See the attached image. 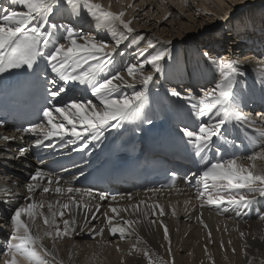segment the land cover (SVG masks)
I'll return each mask as SVG.
<instances>
[{
	"label": "snow or ice",
	"instance_id": "6c2138e0",
	"mask_svg": "<svg viewBox=\"0 0 264 264\" xmlns=\"http://www.w3.org/2000/svg\"><path fill=\"white\" fill-rule=\"evenodd\" d=\"M16 6L25 10H17ZM61 10L67 14L68 23H57L53 19ZM123 17V11H109L95 0H10L8 7L0 5V74L10 75L13 70L22 69L30 71L37 79L44 78L42 117L47 123H32L23 129L35 137L34 147H46L45 141L53 138H74L79 141L80 148L86 150L89 141H98L106 129H115L125 121L141 118L151 123L144 113V105L150 84L157 74L169 67V58L173 56L172 42L147 38L145 47L139 48L145 37L135 33L130 26L131 21ZM73 20L91 23L97 31H105L108 38L85 36L82 27L73 24ZM61 40L66 43H61ZM125 45L136 47L135 62L122 59L126 53L119 50ZM199 55L203 67L197 61L193 72L203 75L205 69H212L213 86L207 90L201 86L199 92L191 84L183 93L176 87L167 90L170 97L189 105V114L193 119L191 125L184 124L179 131L192 164L199 165L196 198L202 201L201 206L203 203L215 206L225 203L251 205L257 198L264 199V170H256L254 164L245 166L240 163L244 159L242 156L233 154L228 159L224 156L229 148L239 149L243 145L232 135L231 127L249 133L246 137L248 143L243 145L250 152L247 160L264 158V129L254 127L258 122L264 123V112L257 113V118L253 119L244 111L247 107V85L241 84L245 73L241 71L239 60L223 58L210 45H205ZM117 56L121 57L119 65ZM42 60L45 69L39 71ZM146 67L151 68L147 74ZM122 73H126L131 83ZM256 84L264 102V69L259 73ZM73 86H84L90 90L99 106L92 100L85 102L76 96H67ZM125 87L132 89L131 94H122ZM0 124H3L2 120ZM3 139L7 141L14 137L5 136ZM68 142L74 141L69 139ZM256 148L260 151H255ZM26 151L23 147L19 148L21 155ZM43 179H47L49 185L54 182L53 177L46 176L40 168L30 176L32 182ZM59 181L60 177H55V183L59 184ZM32 182L26 185L29 195L24 199L27 203L15 207L9 214L11 231L6 236L5 245L0 246V251L10 257L5 264H52L56 261L55 254L44 246L39 233L33 234L32 228L37 219L43 220L46 228L44 236L53 237V229V238L71 236L75 231V219H64L65 213L71 212L70 203L86 207L70 197V203L58 202L59 211L53 210V205L48 203L46 214L43 211L44 202L33 199L32 194L38 185ZM42 190L45 193L51 191L50 187H43ZM62 191L60 187L55 188L57 193ZM67 192L81 190L70 187ZM85 192L92 195L91 189ZM99 199L105 200V194L99 193ZM99 207L96 206L97 211ZM109 207L112 213L119 215L117 208ZM133 210L138 211V206ZM90 214L95 219V213ZM163 214L161 208L160 215ZM105 219L111 224L113 217L105 213ZM135 223L138 221L123 220L126 227L111 226L108 232L110 235L119 233L124 238L126 234H131L128 228ZM104 231V228L90 229L94 236L103 235ZM164 239H169L167 227L164 228ZM144 256L148 257L149 253L145 251ZM46 257H52V261ZM254 259L249 264H253ZM148 264H161V261L159 258L155 261L150 259Z\"/></svg>",
	"mask_w": 264,
	"mask_h": 264
},
{
	"label": "bare ground",
	"instance_id": "6f19581e",
	"mask_svg": "<svg viewBox=\"0 0 264 264\" xmlns=\"http://www.w3.org/2000/svg\"><path fill=\"white\" fill-rule=\"evenodd\" d=\"M0 2L5 3L4 5L8 6L9 4L7 3H10V0H0ZM95 2L100 3L104 8L108 3L107 0H95ZM256 4L257 3L254 1V4L247 8V13L249 12L252 17L254 16L252 11L255 12L254 10L258 8ZM18 9L20 11L25 10L20 6ZM112 12L116 11L113 9ZM254 17L256 18V15ZM53 19L55 21L57 20L58 23H68L67 14L64 13L63 10L58 11ZM123 19L126 20L125 17H123ZM72 22H77L79 27L90 26L91 28H94L91 29L87 35L85 34V36L94 35L100 39L108 38L105 31H97L96 26L89 22L77 20H73ZM241 26H243V24H241ZM216 31L217 30H213L212 32L214 33ZM249 39L258 38L248 37V39L241 40L236 37L233 38V42L241 45V43ZM171 41H174V44L179 46L176 44L177 41L187 42V33H179L177 38L173 40L171 39ZM146 42L147 41L141 42L139 48H144ZM61 43L66 42L61 41ZM174 44H172V46ZM258 45L259 47L264 46L262 42ZM183 46L187 47L188 45L185 44ZM130 49H132V51H130ZM119 51L126 53L122 58L124 61H126V58L128 57L127 61L135 62V56L132 57L131 54L136 55V47L128 48L125 45L122 46ZM183 52L188 57L182 59L181 56L179 59H169V67L166 68L165 72L157 74L155 80L156 83L154 85L153 83L150 84L149 96L144 105V113L146 116L151 110L153 120L157 118L161 119V121L152 120L153 124L156 126H159L161 123L165 126L168 124L171 130H173L172 134L176 133L175 136L179 137L181 140L183 138L180 131L174 132L173 125L177 122H183L179 107L184 106L189 109V105L181 99L170 97L167 94V90L175 87L174 85L181 87L180 83L185 79L197 80L198 83L202 81L211 82L213 80L212 69H205L203 75L193 72L197 61H200V64L203 67V61L201 60L197 49H193L190 53ZM223 58L227 59L226 56H223ZM238 60L241 62V71L245 73L241 79V84L247 85L246 102L249 108L244 110L245 113L250 114L253 119H256L257 113L264 112L260 108H257L256 111L253 109L257 102L262 103L261 93L256 84V80L261 70L264 69V51L262 56H259L258 52L251 49L242 59ZM120 61L121 57L117 56L118 65ZM187 65H189V69ZM146 68L145 74L151 71L150 68V70L146 72ZM122 74L125 75V78L129 79V82L131 83V80L127 77L126 73ZM157 80L162 81L161 87L159 86L160 88L156 87ZM164 82H166V84L171 83L172 86H169L166 90V84H164ZM212 86L213 84H211L210 88ZM138 88L139 85H137V90ZM131 92V88H122V94L127 95L131 94ZM172 99H175V102L178 104L176 108L170 109L169 103ZM92 101L99 106V102L95 97ZM161 104H163V106L161 107L162 109L159 110V105ZM139 121H143V119L136 118L130 121H125L122 124H125L124 126L126 127L133 126L136 128L139 126L136 124L134 125V123L137 122L140 124ZM43 123L46 124L47 122L44 121ZM254 127L264 129V123L258 122ZM230 131L236 139L239 138L240 132L245 139L249 134L244 132L241 128L232 129L230 127ZM249 132H251V129H249ZM5 136L10 138L14 137V139L6 141L3 139ZM24 142H26V138L19 131L0 127V223H3L2 225L7 223L6 220L7 218H10L9 214L14 211L15 207L27 203L26 200L21 202L19 200H21L22 197L25 198L29 195L26 185L29 182H32L30 181V176L38 168L28 150L23 155L19 153V144ZM255 151L258 152L260 149L256 148ZM247 156L244 157L245 160H247ZM252 164L255 165L256 170H264V158H257L255 161L248 160L245 166H251ZM41 170L46 176L51 175L54 182L51 185L48 184L47 179L32 182L38 185L32 196L36 202H44L43 211L46 214L48 213V203L53 205V210L59 211V204L70 203V197L75 201L80 202L82 205H86V207H77L75 203H70L71 212L65 213L64 219L70 221L73 218L75 219V231L71 236L53 238L55 237L54 229L52 230L53 237L44 236L43 233L46 228L43 224V220L40 218L37 219L36 224L32 228L33 234L39 233V235L43 237L42 243L44 246L53 252L57 261L62 262V264H148L150 259L155 261L157 258H159L161 264H220L222 263L221 260L224 258V256H222L224 254L223 248H228L230 250L235 249L238 255L239 253H242L240 258H247L246 264H249V261L253 258H255L253 264H256V262L259 261L264 264V199L257 198L251 205L237 206L225 203L221 206H215L203 203V206H201L202 201L196 198L197 190L188 189L178 182L171 189L134 192L124 191L120 196L115 197V199L106 198L101 201L99 199L100 192L92 190V195L89 196L85 192V190L88 189L73 186L67 177L60 178L59 184H57L55 183V177H58V175L50 173L45 169ZM12 173H17V175L14 176ZM43 187H50L51 191L45 193L42 190ZM56 187H60L64 191L57 193L55 192ZM70 187L73 189H80L81 192L68 193L67 189ZM18 195L21 196L19 200L17 198ZM141 201L144 203L141 204ZM97 205L100 206L99 211L96 210ZM155 205H159L160 207H154ZM109 206L117 208L119 215L112 213ZM137 206L139 210L134 211L133 209ZM259 207L263 208L258 210ZM161 208L164 212L163 215H160ZM125 209L127 210L125 211ZM93 212L95 213V219H93L90 214ZM105 213L107 216L113 217L111 224L105 219ZM145 213H147V216ZM24 218L27 219L26 217ZM123 220L138 221V223H135L132 227L128 228V232L131 234H126L124 238H121L119 233L116 235H110L108 232L109 227H126L123 225ZM201 220L203 223H201ZM2 225L0 224V238L5 236L4 231L1 229L3 227ZM62 227L63 225L61 222V228ZM165 227H167L168 230V240L164 239ZM100 228L105 229L103 235L94 236L93 233L90 232V229L99 230ZM179 228L181 231L178 230ZM209 229L218 231L222 234L224 231L231 232L236 230L239 235L236 234L237 236L235 238H231L234 240L228 245L225 244L223 238L220 239V236L205 235L209 232ZM241 233L244 235L241 236ZM85 235L93 236L94 240L90 242L81 241ZM203 235H205V237ZM109 236H115L117 239L113 241L109 240ZM137 237H139V239H137ZM143 238L147 240L148 238L151 240L155 239L164 244L165 242L174 244V255H172L171 258H168L165 257L166 254L164 253L151 254L148 250L147 252L149 253V256L145 257L144 249L146 250V248L143 245L145 243H142ZM205 242H208L209 244L205 245ZM117 246H119V250H117ZM137 249L139 250L137 251ZM188 249L193 251V257L190 259L185 255H182V252H180V250L184 252ZM21 264H23V262H21Z\"/></svg>",
	"mask_w": 264,
	"mask_h": 264
},
{
	"label": "rangeland",
	"instance_id": "374dc122",
	"mask_svg": "<svg viewBox=\"0 0 264 264\" xmlns=\"http://www.w3.org/2000/svg\"><path fill=\"white\" fill-rule=\"evenodd\" d=\"M107 1L108 3L105 5V8L109 11H112L114 9L116 11L115 13H119L123 11L126 21H131L130 26L134 29V32L138 34H142L145 37L144 42L147 41V38L149 37L150 38L154 37L156 40L167 42V41H171V39L172 40L176 39L179 33L180 34L187 33V42L177 41L176 44L179 46H176L174 44L175 42L171 41L172 44H174L172 46L173 56L170 57L169 59H174V58L179 59L181 58V56L182 59L186 58L188 56L183 51H185L186 53H190L192 52L193 49H197L198 52H201L203 51L205 45H210L214 47L215 51L219 52L222 57L226 56L227 59H237V60L242 59L246 55V53L251 49L258 52L259 56H262V53L264 51V46L262 45L263 47H259L258 45L261 42L264 44V0H250V1L107 0ZM254 1L257 3L256 6H258V8L254 10L255 12L252 11V13H254V16L256 15V18L254 16L253 18L249 12L247 13V8L250 5H253ZM18 8L19 6H17V9ZM72 23L75 25L78 24L77 22H72ZM241 24H243V26H241ZM77 26L79 27V25ZM82 29L84 31V34L87 35V33H89V31L94 28H91L90 26H84L82 27ZM213 30H217V31L213 33L212 32ZM236 37L237 39H241V40L248 39V37H257L258 39L245 40V42L241 43L240 45L239 43H237L238 41L236 42L237 44L233 42V38ZM61 41L64 42L63 40ZM185 44H187L188 46L187 47L183 46ZM130 51H132V49H130ZM131 56L134 57L135 55L131 54ZM127 59L128 57L126 58V61ZM187 66L189 69V65ZM149 70L150 67L146 68V72ZM155 80L156 77L152 81L153 85L156 83ZM187 80L190 79L182 80L180 86L187 85L186 84ZM157 81L158 82L156 87L160 88L162 81L161 80H157ZM201 83H203L201 86H203L205 90L210 89L211 84H213L212 81L199 82L198 86H196L195 88L198 92L201 88L200 86ZM164 84H166V82H164ZM167 84L165 87L166 90L168 89L169 86L170 87L172 86L171 83H169L168 85ZM91 100H93V98ZM248 108L249 106L245 107L244 109H248ZM253 109L254 111H256L257 106H255ZM155 120L161 121L160 118L154 119L153 121ZM179 128L180 127L174 126V132L177 131L179 132ZM247 161L248 160L241 159L240 163L245 165ZM12 175L16 176L17 173H12ZM17 198L19 200L21 196L18 195ZM19 201L20 202L25 201V199L22 197V199ZM262 208L263 207H259L258 210ZM0 214H1V210H0ZM6 221L7 223H4V225H2L3 223H0L4 228L6 227L5 229L3 227L1 228L2 231H4V233L6 232L5 231L6 229H8L9 232L11 231L10 218H7ZM178 230L181 231L180 228ZM237 232L238 231L236 230H233L231 232L224 231L222 234L218 231L209 229V232L205 235L208 236L217 235V237L220 236V239L223 238L225 244L229 245L230 242L234 240V239L232 240L231 238H235L237 236L236 234L239 235V233ZM7 234L8 232L5 233L4 237H6ZM205 235L203 236L205 237ZM115 239H117V237L109 236V240L113 241ZM92 240H94V238L93 236L90 235H85L81 239V241H89V242ZM150 240H151L150 238H148V240L144 238L142 239L143 241L142 243H145L143 245L146 248V250L144 249V251L149 250L148 252L151 254L164 253L166 254L165 257L168 258H171L172 255H174L175 253L174 244H170V242L168 243L165 242L164 244L163 242L156 241L155 239H152L151 241ZM207 244L209 243L205 242V245ZM223 250L222 251L224 254L221 255L224 256V258L221 260L222 263L220 264L247 263V258L244 259L240 258L242 253H239L238 255L237 251H233L228 248H223ZM180 252H182L181 254L185 255L189 259L193 257V251L191 249H188L187 251L184 252L180 250ZM221 252H217V253H221ZM4 259L5 260L10 259V257H6L2 252L0 257V261H1L0 264H5ZM46 259L52 261V257H46ZM57 262L59 261H57L56 259V261H53L52 264H57ZM256 264H262V263L259 261L256 262Z\"/></svg>",
	"mask_w": 264,
	"mask_h": 264
}]
</instances>
